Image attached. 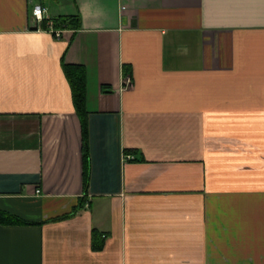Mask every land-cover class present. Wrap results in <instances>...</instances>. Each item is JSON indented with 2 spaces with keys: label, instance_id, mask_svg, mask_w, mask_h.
Wrapping results in <instances>:
<instances>
[{
  "label": "crops",
  "instance_id": "obj_1",
  "mask_svg": "<svg viewBox=\"0 0 264 264\" xmlns=\"http://www.w3.org/2000/svg\"><path fill=\"white\" fill-rule=\"evenodd\" d=\"M49 1L0 0V264H264V0Z\"/></svg>",
  "mask_w": 264,
  "mask_h": 264
},
{
  "label": "trees",
  "instance_id": "obj_2",
  "mask_svg": "<svg viewBox=\"0 0 264 264\" xmlns=\"http://www.w3.org/2000/svg\"><path fill=\"white\" fill-rule=\"evenodd\" d=\"M45 22V21H44ZM56 28H71L78 29L80 27V16H60L53 19ZM46 24V22L44 23ZM63 67L65 75L70 83L72 90V97L76 113L79 116L82 126L83 149H84V186L88 188L89 183V153H88V110H87V73L83 65L67 64L63 59ZM78 205L67 214L57 217L55 220L64 219L73 216L81 208ZM0 221L4 224H27L29 221L24 218L5 211H0ZM103 234L93 232V249L98 251L104 246Z\"/></svg>",
  "mask_w": 264,
  "mask_h": 264
},
{
  "label": "built area",
  "instance_id": "obj_3",
  "mask_svg": "<svg viewBox=\"0 0 264 264\" xmlns=\"http://www.w3.org/2000/svg\"><path fill=\"white\" fill-rule=\"evenodd\" d=\"M47 13V9L41 5H35L33 8V19L35 24H41L45 20V15ZM50 29L55 33L57 37L61 36V31L59 29L54 28V24L51 22L49 24ZM125 86L131 85V80L128 78L125 79Z\"/></svg>",
  "mask_w": 264,
  "mask_h": 264
},
{
  "label": "rangeland",
  "instance_id": "obj_4",
  "mask_svg": "<svg viewBox=\"0 0 264 264\" xmlns=\"http://www.w3.org/2000/svg\"><path fill=\"white\" fill-rule=\"evenodd\" d=\"M48 3H52V0H50Z\"/></svg>",
  "mask_w": 264,
  "mask_h": 264
}]
</instances>
